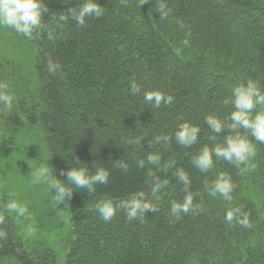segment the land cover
I'll list each match as a JSON object with an SVG mask.
<instances>
[{"label": "trees", "instance_id": "trees-1", "mask_svg": "<svg viewBox=\"0 0 264 264\" xmlns=\"http://www.w3.org/2000/svg\"><path fill=\"white\" fill-rule=\"evenodd\" d=\"M42 2L48 11L31 38L38 97L25 105L0 88L12 97L2 123L42 127L49 136L44 165L66 186L60 172L75 166L86 165L90 175L104 167L110 174L94 192L71 186V198L61 205L67 222L49 235L63 239L58 247L46 237L22 239L28 228L6 210L0 188V264H264V143L238 128L256 150L246 164L213 156V167L201 172L192 163L205 145H222L236 134L227 127L234 88L251 80L264 93V0H148L141 7V0H95L103 14L87 17L84 26L70 13L85 0ZM160 3L170 9L165 20ZM60 15L67 19L60 21ZM133 83L141 89L136 95ZM149 91L170 95L173 102L147 104L143 94ZM258 112L264 105L251 116ZM208 116L224 123L221 133L211 131ZM183 123L200 128L190 147L175 140ZM0 136L10 153V135ZM157 136L170 140L158 143ZM150 154L159 165L148 162ZM119 161L126 170L116 166ZM181 169L189 177L193 208L177 218L171 205L186 195L176 175ZM221 173L234 185L230 201L210 194ZM157 180L161 187L154 196ZM139 192L156 212L129 220L117 207L111 220L102 219L98 204L111 200L116 206ZM234 209L239 211L229 223L226 213ZM245 218L248 226L239 223Z\"/></svg>", "mask_w": 264, "mask_h": 264}, {"label": "clouds", "instance_id": "clouds-1", "mask_svg": "<svg viewBox=\"0 0 264 264\" xmlns=\"http://www.w3.org/2000/svg\"><path fill=\"white\" fill-rule=\"evenodd\" d=\"M148 3V0H141L140 7ZM159 9L161 20L168 18L170 9L166 4H157ZM48 11L47 7L43 4L42 0H0V26H7L13 28L17 33L23 34L28 38H32L33 31L39 30L43 27L41 19L44 13ZM103 14V7H101L95 0H85V3L79 8V11H72L70 13L71 18L80 25H85L87 17L96 16L99 17ZM66 16L60 15L59 20L65 21ZM50 70H53L50 66ZM6 85H0V88H4ZM131 92L136 95L141 92L139 86L135 83L131 85ZM234 100L232 101L235 111L231 113V124L227 127L236 132L235 135L226 136L224 143L217 144L212 148L205 145L199 153L193 158L192 163L194 167L201 172H207L213 167V156L216 158H222L229 163L235 164L239 167L241 164H246L249 158L255 156V146L247 139L246 136H242L236 130L238 128H244L250 130L252 137L260 143H264V112H258L254 118L251 116L252 111L257 105H264V93L259 90L256 82L249 80L246 85H240L233 89ZM4 103L11 105V96L0 97ZM143 99L145 103L153 105L159 108L161 104H171L173 97L166 95L160 91L144 92ZM206 123L213 133L219 134L224 130V123L215 116L206 117ZM200 133L199 126H194L189 123H183L179 126V130L175 133L176 142L183 147H190L197 143ZM210 140H215L216 137L212 136ZM168 143L170 137L157 136L156 141ZM150 164L159 165V157L157 155L150 154L147 157ZM76 165H83L77 160ZM122 170L127 169V165L118 162L116 164ZM171 166V165H169ZM139 167H144V161L139 162ZM109 171L104 167H97L94 174H89V168L86 165L83 167H72L67 173L63 170L60 175H66V181L68 185L60 183L55 176L50 175L49 167L41 165L36 172L33 173V183L44 182L50 189L54 191L55 201L57 203H65L66 197L71 198L73 190L71 186L76 188L86 189L88 192L95 191V185L107 184ZM178 179L183 182L185 186L186 195L183 203H172L171 213L179 218L181 212L187 213L193 208V195L188 192L189 177L181 169L176 173ZM161 187L160 182L155 181L152 187V194L159 191ZM234 185L231 182L230 176L226 174H219L215 181L211 184L210 194L215 196L217 193L223 196L225 200H231L230 193L233 191ZM7 211L15 212L18 216H24L27 212V207L12 200L4 205ZM121 207L126 210L127 219L133 220L137 217H143L146 211L156 212L157 208L150 202L145 200V194L139 192L134 194L129 200L122 201L119 205L113 206L111 200L101 202L97 205V209L101 214L104 221H109L116 213V208ZM239 209H234L226 213L225 219L227 222H231L234 218V214ZM244 226H248L247 218L239 221ZM5 233L0 232V236H4Z\"/></svg>", "mask_w": 264, "mask_h": 264}, {"label": "rangeland", "instance_id": "rangeland-1", "mask_svg": "<svg viewBox=\"0 0 264 264\" xmlns=\"http://www.w3.org/2000/svg\"><path fill=\"white\" fill-rule=\"evenodd\" d=\"M0 85H6L4 89L12 94L15 101L19 99L24 101L25 105L37 99L40 87L31 39L7 26H0ZM2 96L4 95L0 90V97ZM6 108V103L0 99V132L10 135L13 149L10 153L4 151L5 137L0 136V142L3 144L0 146L2 194L7 202L15 200L27 207L26 214L19 216L28 228L21 233L24 241H36L37 239L30 237L37 235L38 239L46 237L58 247L63 243V239L59 238L57 242L56 237L49 235L54 233L53 229L57 228L58 224L67 222V216H62L63 203L55 201L54 191L46 183H33L32 178L33 173L47 162L49 136L40 126L3 125L2 118ZM11 129L14 131L9 134Z\"/></svg>", "mask_w": 264, "mask_h": 264}]
</instances>
